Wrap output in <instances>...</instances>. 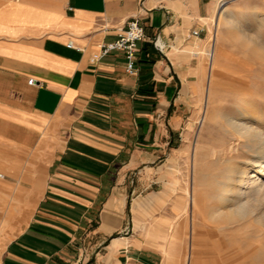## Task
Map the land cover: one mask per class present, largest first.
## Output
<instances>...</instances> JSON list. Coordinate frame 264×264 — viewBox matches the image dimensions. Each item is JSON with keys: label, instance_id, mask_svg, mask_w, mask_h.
Masks as SVG:
<instances>
[{"label": "crops", "instance_id": "0c3cea01", "mask_svg": "<svg viewBox=\"0 0 264 264\" xmlns=\"http://www.w3.org/2000/svg\"><path fill=\"white\" fill-rule=\"evenodd\" d=\"M218 1L0 0V179L28 211L3 264H164L115 235L130 194L178 147L185 99L201 96L193 50ZM132 19L145 37L129 75L123 53L98 54Z\"/></svg>", "mask_w": 264, "mask_h": 264}, {"label": "rangeland", "instance_id": "374dc122", "mask_svg": "<svg viewBox=\"0 0 264 264\" xmlns=\"http://www.w3.org/2000/svg\"><path fill=\"white\" fill-rule=\"evenodd\" d=\"M211 45L212 70L207 58ZM193 52L203 64L201 96L185 99L189 112L179 128L178 147L157 163L138 193L130 194L128 221L115 236L138 238L161 253L164 264H264V199L251 204L247 213L234 212L230 201L219 215L211 213L229 169L245 171L251 155L241 148L224 158L229 144L236 143L226 120L245 121L264 133V1L216 2L206 46ZM10 184L6 177L0 179V264L5 245L28 215L27 195L14 193ZM192 237L199 253L189 255Z\"/></svg>", "mask_w": 264, "mask_h": 264}, {"label": "bare ground", "instance_id": "6f19581e", "mask_svg": "<svg viewBox=\"0 0 264 264\" xmlns=\"http://www.w3.org/2000/svg\"><path fill=\"white\" fill-rule=\"evenodd\" d=\"M230 24L233 25V22H230ZM248 39L249 41L253 40L252 38ZM207 55L212 70L214 63V45L211 46ZM210 96L211 86H208L206 91V102L208 103L210 102ZM240 114L244 116L242 112ZM225 123H227L230 129L228 133L236 137V143L229 144L224 158H228L229 156L233 157L241 148L251 153V155L245 161L248 168L245 171H239L235 166L229 169L228 176L225 178L226 181L223 183L222 189L219 192L217 207L211 212L212 216L219 215L221 209L225 208L229 201V204L232 202L231 205L234 207V212L243 214L245 212L247 213L251 204H256L264 199V181L262 180V177H264V133L248 125L245 121L239 122L233 117L228 118ZM191 202L195 208L198 207V199L193 198Z\"/></svg>", "mask_w": 264, "mask_h": 264}, {"label": "built area", "instance_id": "2783aa9c", "mask_svg": "<svg viewBox=\"0 0 264 264\" xmlns=\"http://www.w3.org/2000/svg\"><path fill=\"white\" fill-rule=\"evenodd\" d=\"M144 37L143 26L138 19H132L126 24L124 29L120 30L114 42L103 44L99 47L98 56L103 57L111 52L123 53L126 62V73L133 75L136 71L137 46L138 43L143 41ZM95 58L96 57H93L91 61ZM28 84L32 85L33 80H29Z\"/></svg>", "mask_w": 264, "mask_h": 264}]
</instances>
